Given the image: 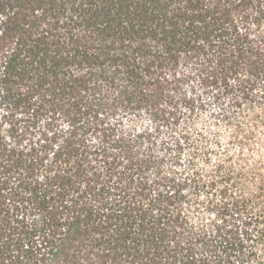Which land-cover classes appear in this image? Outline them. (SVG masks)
Instances as JSON below:
<instances>
[{
    "label": "trees",
    "instance_id": "16d2710c",
    "mask_svg": "<svg viewBox=\"0 0 264 264\" xmlns=\"http://www.w3.org/2000/svg\"><path fill=\"white\" fill-rule=\"evenodd\" d=\"M251 107L264 0H0V264H264Z\"/></svg>",
    "mask_w": 264,
    "mask_h": 264
},
{
    "label": "rangeland",
    "instance_id": "374dc122",
    "mask_svg": "<svg viewBox=\"0 0 264 264\" xmlns=\"http://www.w3.org/2000/svg\"><path fill=\"white\" fill-rule=\"evenodd\" d=\"M218 105L216 102L210 101V106L196 118L195 128L205 129L208 131L207 141L209 144L215 141L213 139L215 132H218L223 141L229 139V134L232 127L223 121H214L211 113L217 111ZM260 109L257 107L241 108L235 112V119L238 125L244 130L253 132V136L249 140V149L246 150V154L251 160H261L264 163V125L253 121V115L259 113ZM146 123H148L146 121Z\"/></svg>",
    "mask_w": 264,
    "mask_h": 264
}]
</instances>
